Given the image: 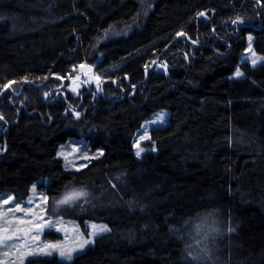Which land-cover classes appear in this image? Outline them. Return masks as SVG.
Instances as JSON below:
<instances>
[{"label":"trees","instance_id":"1","mask_svg":"<svg viewBox=\"0 0 264 264\" xmlns=\"http://www.w3.org/2000/svg\"><path fill=\"white\" fill-rule=\"evenodd\" d=\"M142 7L128 33L98 41ZM249 35L264 57V0H0V196L76 187L87 196L65 216L108 228L69 261L25 264H264V62L239 63ZM81 63L112 67L105 96L57 87ZM45 78L28 98L22 81ZM161 109L154 149L136 157ZM70 138L102 152L67 169ZM208 222L213 242L196 233Z\"/></svg>","mask_w":264,"mask_h":264},{"label":"rangeland","instance_id":"2","mask_svg":"<svg viewBox=\"0 0 264 264\" xmlns=\"http://www.w3.org/2000/svg\"><path fill=\"white\" fill-rule=\"evenodd\" d=\"M147 9L142 7V10L139 15L135 16L128 24L118 27V28H109L105 32H103L100 40H105L111 37L120 36L122 34L128 33L133 27L137 26L140 16H143L145 11ZM11 21V19H10ZM12 22V21H11ZM249 37L252 38L251 35L248 36V42L245 50L243 51V54L239 57V63L242 62V60L248 61L250 64H253V59H256V63L264 62V59H257V58H264L259 55H257L252 47V41L249 40ZM161 64V63H159ZM83 65V67H81ZM112 71V67H107L104 71L97 72L95 69V65H89L86 63H81L76 66H74L71 71L68 73V75L63 79H59V82L61 84L57 85V87L62 91L63 90H69L72 93L80 92V97H82L85 92H93L95 93L94 97L104 95V87L105 84H111V79H108L106 75L108 72ZM239 71L241 75L237 76L236 73ZM243 75L241 72L238 64L236 65L234 71L231 73V78H239ZM51 78H45L43 81L35 82V81H22L21 85L24 86L26 92L25 94L28 96V98H31L30 93H28L29 87L26 88V85L33 86V88L30 90L32 91L35 87H38L36 89H40L44 84H48L50 82ZM109 80V81H108ZM117 80L114 81V84L117 85ZM11 87V86H10ZM9 87V88H10ZM12 88V87H11ZM21 88V87H20ZM8 89V88H7ZM34 89L35 92L39 94V92ZM5 88L3 89V91ZM22 89H19L20 92ZM41 90V89H40ZM48 93L46 90L43 93L44 97L48 96ZM36 98V97H35ZM34 99V98H33ZM31 99V100H33ZM71 111H74L71 109ZM76 113H79L77 111L73 112V115L75 118H78ZM80 116V114H79ZM168 116L169 111L166 109H161L154 114H152L149 118L143 121L141 127L137 131V133L134 136L133 140V150L136 157L137 152V143H139V147L144 149V151L141 153V155L146 152L147 150H153V144L149 137V130L153 127H162L165 126L168 122ZM147 136V139L141 140V136ZM102 150H91L88 142L84 139H67V141L61 145L57 151V156L62 159L63 165L67 169H73L78 170L83 167H85L92 159L97 158ZM63 153V154H61ZM140 155V156H141ZM139 156V157H140ZM34 186V185H33ZM33 186L31 187L29 195L25 199H15L12 194H4L2 195L3 199H8L9 197H12V200L8 205H3V201L0 200V211L6 210L7 208L13 207L17 202L20 204V207L26 208L29 210L28 215L25 216L23 213H17L16 216L20 217L21 219L28 220L39 218L40 223L45 222H51L55 221L57 222L55 227L48 228L45 227L41 233H39V241L37 242L36 247L32 248H26L23 251L25 252H34L35 255H29L24 258V264L26 260H28L31 257H48V256H57L58 258L62 260H67L65 258H62L59 255V251H53L51 255L43 254L41 252V248L45 244H61L62 247L67 250L69 248L75 249L78 248L79 244H81L84 240H90L91 242L88 243L83 247L82 250L74 251L73 257L82 252L86 247L93 244L94 239L102 234L103 232L97 234V235H91L93 232L92 225L97 226H106L105 223L102 222H93L88 221L87 224V232H83L81 229V226L78 224V222L74 219L67 218L65 214H72L78 211L76 208L77 204L80 202V200L83 198L80 197L77 200H74L71 203L68 204H58L57 202L65 197V195H70L74 191H79L80 189L76 187H70L63 191L58 197L49 199L44 192L38 191L35 187V195L33 194ZM43 197H46L47 199H43ZM32 200V203L29 205L28 201ZM8 219L15 221L16 217H13L9 215ZM2 224V222H0ZM213 224L210 222L206 223V225L197 226L196 227V233L199 234H205L204 237H208L209 242H213L216 239V235L213 232L214 229H211ZM4 227H8V225L4 224ZM205 228V229H204ZM205 231V232H204ZM46 232H50L53 235H46ZM198 239L197 241H199ZM206 241V240H205ZM7 253V255H5ZM19 255L20 253L16 251V249L13 248H7V247H0V262H3V264H19ZM69 261V260H67Z\"/></svg>","mask_w":264,"mask_h":264},{"label":"snow or ice","instance_id":"3","mask_svg":"<svg viewBox=\"0 0 264 264\" xmlns=\"http://www.w3.org/2000/svg\"><path fill=\"white\" fill-rule=\"evenodd\" d=\"M198 16H204L206 13L200 12L197 13ZM239 19V18H237ZM236 21H233L235 23ZM183 33H177V35H182ZM251 37H249V40L251 41ZM257 59H264V58H257ZM155 63V61H153ZM256 63V59H253V64ZM83 67V65H81ZM237 76L241 75L239 71L236 73ZM26 79V78H25ZM14 82H9L8 84L4 85V88L7 89L11 86V84ZM77 116H79V113H76ZM3 116H0V119H3ZM141 140L147 139V136H141ZM137 152L136 155L139 157L141 153L144 151V149L139 147V143L136 145ZM63 154V153H61ZM33 194L35 195V185L33 186ZM82 196H87V193L83 190L74 191L70 195H65L64 198L59 200L58 204H68L73 202L74 200L79 199ZM43 199H47L46 197H43ZM0 200L3 201V205H8L10 201L12 200V197H9L8 199H3L2 196H0ZM32 203V200L28 201V204L30 205ZM2 207V206H0ZM29 210L26 208L20 207V204L17 202L13 207L7 208L6 210L0 211V247H7V248H13L16 249L17 252L20 253L19 255V264H24V258L29 255H35L34 252H25L23 251L26 248H32L37 246V242L39 241V233L43 231L45 227L52 228L55 227L56 223L55 221L51 222H45L40 223L39 218H33L24 220L20 217H17V213H23L25 216L28 215ZM9 215L16 217L15 221L8 219ZM6 224L8 227H4L3 225ZM93 232L91 235H97L101 232L108 231L107 226H97L92 225ZM90 240H84L81 244H79L78 248L72 249L69 248L65 250L61 244H45L43 248H41V252L43 254L51 255L53 251H59V255L62 258H65L67 260H71L73 258V252L82 250L85 245L90 243ZM7 255V253H5ZM0 264H3V262H0Z\"/></svg>","mask_w":264,"mask_h":264}]
</instances>
